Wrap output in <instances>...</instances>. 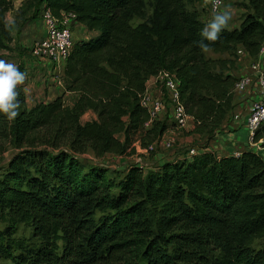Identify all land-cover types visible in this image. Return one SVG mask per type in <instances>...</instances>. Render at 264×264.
I'll return each instance as SVG.
<instances>
[{
  "label": "trees",
  "instance_id": "16d2710c",
  "mask_svg": "<svg viewBox=\"0 0 264 264\" xmlns=\"http://www.w3.org/2000/svg\"><path fill=\"white\" fill-rule=\"evenodd\" d=\"M241 1L238 25L204 40L207 47L196 0H150L149 13L146 0L28 1L37 15L73 13L95 34L74 40L63 65L73 106L59 94L27 108L16 88L19 114H0V140L14 147L0 166V222L30 228L27 241L9 246L15 264H264L259 153L209 150L146 171L130 164L115 183L76 156L125 155L153 129L162 134L159 120L144 129L140 103L146 80L161 71L178 80L196 132L220 129L234 108L236 50L255 60L264 43V0ZM11 9L12 0H0V49L12 39L4 19ZM89 110L96 119L82 123ZM261 138L264 122L252 140Z\"/></svg>",
  "mask_w": 264,
  "mask_h": 264
},
{
  "label": "rangeland",
  "instance_id": "374dc122",
  "mask_svg": "<svg viewBox=\"0 0 264 264\" xmlns=\"http://www.w3.org/2000/svg\"><path fill=\"white\" fill-rule=\"evenodd\" d=\"M147 1L146 6V13L150 12L151 4L150 0ZM228 10L231 13V19L228 23V25L225 28H231L234 26H237L240 20V16L244 11V5L241 0H224V5L220 9V11ZM6 14V24L11 28V31L13 30L16 32V29L19 28V26L22 28L25 23V20L22 22L24 18L28 16L25 11L19 10L18 12L14 11H7ZM41 14V10L38 11V15ZM206 20L209 21V19L212 18L213 14L210 12H203ZM203 17V16H202ZM209 18V19H208ZM206 21V22H208ZM22 23V24H21ZM14 24L16 26H14ZM77 24H74L72 27V33L73 38L75 40V37H86L85 32H80V30L75 29ZM21 36L23 39H27L28 42L24 44L23 49H21L22 53H29V50L32 46V43L38 39L37 37H34V34L30 31V29L22 28L21 30ZM17 42V41H16ZM240 49L236 50V55L238 54ZM243 51V50H242ZM17 49L16 44L13 43V45H8L5 50H0V56L3 60L6 62L15 63L18 66L21 64V70L26 73V77L29 76L28 81H24L22 84L17 85L18 90L23 94L22 92L30 91L28 95H26V104L27 107L33 106L35 103H38L40 101H49L54 98V96L57 94V89H50L48 87V84L45 82L48 78H45V74L40 70V72L37 75H33V73L30 71V63L33 61L31 58L25 56L23 60H20L17 58ZM241 52V51H240ZM244 52V51H243ZM30 55V54H29ZM206 56L209 57H219L222 58L225 55L223 54H213L210 51L206 52ZM239 56V55H238ZM32 57V56H30ZM241 57V56H240ZM39 61V60H38ZM19 62H21L19 64ZM35 63V61H34ZM37 68H34L36 70ZM235 74V70L233 72ZM23 84L28 86V90L22 88ZM160 87V86H159ZM22 88V89H21ZM24 89V90H23ZM39 89L41 95L43 97H33L32 96V90ZM162 90V89H161ZM163 91V90H162ZM237 92H234V95L237 96ZM69 105L70 100L65 101ZM73 104V102H71ZM71 104V105H72ZM70 106V105H69ZM243 112L242 110H240ZM168 113H163L160 115V119L158 118L160 125L165 126V130L162 134H158V129H153V124L149 128H144L146 130L153 129V131L149 134V140H145L143 142V146L140 143L139 140H135L132 144L133 151H129L125 155H118L113 152H106L102 154L101 156H95L91 150H86L83 154L76 155L77 159L80 163L85 164L86 166L90 163L96 164L100 166L104 171L107 178L110 180L117 182L118 178L123 175L126 168L130 164H136L138 166H141L143 168V171H146L148 169L154 170L160 167V164L166 161H171L174 159L182 158L184 153L189 152V150L192 147L195 146H206L207 142L212 138L209 137L205 133H198L196 131H193L194 128V122L193 126L191 127L192 123L189 121L185 125L184 128H175L171 120H168ZM91 117L89 116L87 119L83 120L82 123L89 121ZM96 119V115H95ZM92 120V119H91ZM153 127V128H152ZM219 130V129H218ZM217 130V131H218ZM198 133L199 135H196ZM215 134H213L214 136ZM248 136V134H247ZM122 140V139H121ZM248 148L253 147L254 150L258 151L259 149L252 146V143L250 141V138L248 136L247 140ZM151 147L152 149H149ZM14 151V147L5 142L0 140V166L3 165L6 160L10 157L12 152ZM179 153L181 157H174V154ZM260 155L264 159V151H260ZM160 161V162H159ZM0 264H15L13 261V256L17 253V250L12 246V243L20 242L24 243L29 239L30 237V228L27 224H15L10 225L7 222H0Z\"/></svg>",
  "mask_w": 264,
  "mask_h": 264
},
{
  "label": "built area",
  "instance_id": "2783aa9c",
  "mask_svg": "<svg viewBox=\"0 0 264 264\" xmlns=\"http://www.w3.org/2000/svg\"><path fill=\"white\" fill-rule=\"evenodd\" d=\"M224 5V0H196V6L201 10L202 19L207 23L203 12L214 14ZM209 19V18H208ZM40 20L43 25V35L36 39L30 48V55L36 60L51 61L56 66H63L72 48L74 38L72 27L75 22L73 13L61 12L54 16L49 9L41 12ZM210 20V19H209ZM156 76L163 95L153 98L145 89L140 103L148 113V119L144 122V128L152 126L160 115L168 113L176 128H184L190 119L179 99V82L175 76L167 71H161ZM233 92L246 94L250 102L246 111L240 113L230 112L229 117L244 125L252 143V136L257 127L264 122V43L259 49L255 60H249L242 64L241 71L236 78ZM258 141L264 143V138ZM149 149H152L149 147Z\"/></svg>",
  "mask_w": 264,
  "mask_h": 264
},
{
  "label": "crops",
  "instance_id": "0c3cea01",
  "mask_svg": "<svg viewBox=\"0 0 264 264\" xmlns=\"http://www.w3.org/2000/svg\"><path fill=\"white\" fill-rule=\"evenodd\" d=\"M28 1L29 0H12V9L9 11H11V12H14V11L18 12L19 10L25 11L26 14H28V16L22 20V22L25 20V22H23V24L25 23V25L22 28L30 29V31L34 34V37L39 38L44 33L43 32V25H42V22L40 20L39 15H37V9L35 8V6H32V7L28 6L27 5ZM4 19L6 21V14L4 15ZM76 24H77V26L75 29L80 30V32H85L86 35H84V36L88 37L89 35L91 36V35L95 34V32L88 31L82 24H79V23H76ZM14 26H16V25L14 24ZM22 28L19 26V28L16 29V32H14L13 30L11 31L12 39L8 43V45H11V44L13 45V43L16 44V49L18 51V52H16L17 58H19L20 60H23L25 58V56H27L33 60L29 64L30 65V68H29L30 70H28L29 74H30V71L33 70V71H31L33 73V75H37L41 70L45 74V78H48L47 81H45L48 84V86H50L48 88H50V89L56 88L57 89L56 95L63 94L64 101L67 102V100H70L69 105H70V107L73 106V104L77 100V95L72 93V92H65L64 93L63 81H62L63 67L64 66H61V67L56 66L51 61H47V60H39L38 61V60L30 57L31 56V55H29L30 50H29V53L23 54L21 52L22 51L21 49H23L22 47H24V44L27 43L28 40L23 39V37L21 36L20 32H21ZM86 37H75V40L79 39V38H86ZM0 50H5V48L0 49ZM249 60L251 61L253 59L251 57H249L247 54H245L242 50H239V52L237 54V58H236L237 69H235L234 76L237 77L239 75L241 68H242V64L246 63ZM34 61H35V63H34ZM20 63L21 62H19V64ZM34 68H37V69L34 70ZM19 69L20 70L22 69L21 64L19 66ZM28 79H29V76L26 77L24 81L26 82V81H28ZM145 87H146L147 92L153 98H159L160 96L163 95V92H162L161 88L159 87L158 82L156 81V76H150L146 80ZM22 88L28 90V86H26L25 84H23ZM29 92L30 91L28 90V93ZM39 92H40L39 89L32 90V96L38 97V98L43 97V95H41V93H39ZM22 93L24 95V102H25V105L27 107L28 105L26 104V102H27L26 95H28V93L27 92H22ZM71 102H73V104ZM249 102H250V98H248L246 96V94L239 93V94H237V96L234 95V100H233L234 108H233L232 112L233 113H240L241 112L240 110L245 112L247 107H248ZM65 104H67V103H65ZM229 115H230V113L228 114V117H226V119L224 120L223 124L220 126V129L213 133L215 135L211 136L212 138L207 142L206 146L202 145L200 147L199 146L192 147L189 150V152L184 153L183 157H189L192 154L201 153L203 151H209V150L216 152L218 155L238 154L242 150H253L259 154H260V151H264V143H262L260 141H252V146L258 148L259 149L258 151L254 150L253 147L248 148V144H247L248 143L247 142L248 132H247L246 127L244 125H241L237 121L233 120L232 118H230ZM89 116L91 117V119H95V113L89 110V111H86L80 117V121H82V119L83 120L87 119ZM189 122L192 123L193 120L190 119ZM192 126H193V123H192L191 127ZM193 131H195V130L193 129ZM196 135H199V134L196 133ZM175 156L181 157L179 155V153L174 154V157Z\"/></svg>",
  "mask_w": 264,
  "mask_h": 264
},
{
  "label": "clouds",
  "instance_id": "9594fccd",
  "mask_svg": "<svg viewBox=\"0 0 264 264\" xmlns=\"http://www.w3.org/2000/svg\"><path fill=\"white\" fill-rule=\"evenodd\" d=\"M230 19L231 13L228 10L216 11L201 29L200 35L203 39L199 41V44L207 47L204 40L216 41ZM25 78L26 73L20 71L17 64L0 59V114L5 115L9 120L15 119L19 114L20 102L17 99L16 88L24 82Z\"/></svg>",
  "mask_w": 264,
  "mask_h": 264
}]
</instances>
